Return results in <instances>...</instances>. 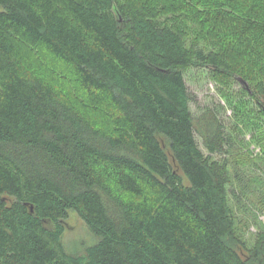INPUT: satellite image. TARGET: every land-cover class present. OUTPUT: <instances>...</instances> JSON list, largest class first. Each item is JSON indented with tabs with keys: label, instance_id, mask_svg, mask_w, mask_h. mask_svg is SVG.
<instances>
[{
	"label": "trees",
	"instance_id": "1",
	"mask_svg": "<svg viewBox=\"0 0 264 264\" xmlns=\"http://www.w3.org/2000/svg\"><path fill=\"white\" fill-rule=\"evenodd\" d=\"M223 6L247 20L233 42L190 40L176 20L220 27ZM191 67L245 81L264 118V0H0V264H264V232L238 252L213 158L232 137L214 109L192 114ZM69 211L95 237L83 254L61 243Z\"/></svg>",
	"mask_w": 264,
	"mask_h": 264
},
{
	"label": "rangeland",
	"instance_id": "2",
	"mask_svg": "<svg viewBox=\"0 0 264 264\" xmlns=\"http://www.w3.org/2000/svg\"><path fill=\"white\" fill-rule=\"evenodd\" d=\"M220 10L217 15L220 27L211 22V29L204 30L188 18L176 20L184 24L190 40H197L207 46H218L220 38L225 39L224 42L236 41L237 36L230 34L239 29L244 30L246 18L229 6H223ZM210 30L215 32L211 33ZM237 50L242 51L240 47ZM30 57L31 64L51 78L55 86L68 90L71 98L76 97L75 86L70 83V78L60 65L40 50H31ZM63 74L68 79H63ZM184 80L192 114L197 116L206 107L214 109L226 132L232 137L233 147L228 155H214L213 158L227 161L230 182L226 188V202L234 222L238 252L244 257L248 256L264 232V118L256 115L255 105L239 82L229 80L221 83L210 69L199 67L187 68ZM89 116L93 120L100 118L96 111H91ZM195 137L198 147L207 156L201 138L197 134ZM94 241L95 237L88 226L75 212L69 211L61 238L65 251L72 255L83 254L85 247Z\"/></svg>",
	"mask_w": 264,
	"mask_h": 264
},
{
	"label": "water",
	"instance_id": "3",
	"mask_svg": "<svg viewBox=\"0 0 264 264\" xmlns=\"http://www.w3.org/2000/svg\"><path fill=\"white\" fill-rule=\"evenodd\" d=\"M240 83H241L243 86H247L246 82L243 81V80H240ZM30 210L32 211V208H30Z\"/></svg>",
	"mask_w": 264,
	"mask_h": 264
}]
</instances>
